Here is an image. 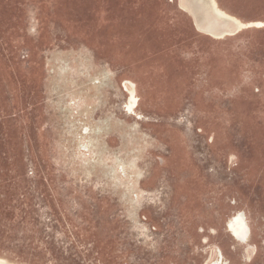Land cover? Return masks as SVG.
<instances>
[{
    "label": "rangeland",
    "instance_id": "rangeland-1",
    "mask_svg": "<svg viewBox=\"0 0 264 264\" xmlns=\"http://www.w3.org/2000/svg\"><path fill=\"white\" fill-rule=\"evenodd\" d=\"M0 264H264V0H0Z\"/></svg>",
    "mask_w": 264,
    "mask_h": 264
},
{
    "label": "bare ground",
    "instance_id": "bare-ground-1",
    "mask_svg": "<svg viewBox=\"0 0 264 264\" xmlns=\"http://www.w3.org/2000/svg\"><path fill=\"white\" fill-rule=\"evenodd\" d=\"M216 13V12H215ZM221 15V14H220ZM229 20V18H228ZM240 28L242 27H247V26H253L254 24L252 22H248V23H239L238 24ZM131 94V97L133 96V91L129 92ZM133 99V98H132ZM130 101V100H129ZM132 106V105H131ZM132 109V108H131ZM244 222V221H243ZM240 215L238 214L236 217H234L233 219H231L229 221V225L232 228L233 233L239 235L240 233H242L243 235L245 234V226L243 224ZM248 232V231H247ZM247 235V234H246ZM245 235V236H246ZM242 239V238H241ZM218 262V261H217Z\"/></svg>",
    "mask_w": 264,
    "mask_h": 264
},
{
    "label": "flooded vegetation",
    "instance_id": "flooded-vegetation-1",
    "mask_svg": "<svg viewBox=\"0 0 264 264\" xmlns=\"http://www.w3.org/2000/svg\"><path fill=\"white\" fill-rule=\"evenodd\" d=\"M248 27V26H247Z\"/></svg>",
    "mask_w": 264,
    "mask_h": 264
}]
</instances>
